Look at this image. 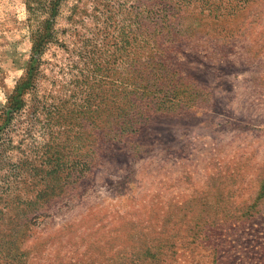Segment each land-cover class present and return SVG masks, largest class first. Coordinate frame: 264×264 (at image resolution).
<instances>
[{"label": "rangeland", "instance_id": "374dc122", "mask_svg": "<svg viewBox=\"0 0 264 264\" xmlns=\"http://www.w3.org/2000/svg\"><path fill=\"white\" fill-rule=\"evenodd\" d=\"M26 16L0 0V264H264V0H61L7 121Z\"/></svg>", "mask_w": 264, "mask_h": 264}, {"label": "trees", "instance_id": "16d2710c", "mask_svg": "<svg viewBox=\"0 0 264 264\" xmlns=\"http://www.w3.org/2000/svg\"><path fill=\"white\" fill-rule=\"evenodd\" d=\"M61 0H23V4L26 11V20L30 22L33 19H37V27L34 33L31 35V56L29 59V63L24 74V77L15 85L12 95L8 98L6 103L5 114L7 121H9L11 115L21 109L23 106L22 96L25 94L27 89H30L31 80L33 79V74L39 64V55L43 49V46L50 39V31L53 23L54 15L56 14V10L58 4ZM41 12L45 18L43 20H38L37 14ZM160 61H156L155 64L160 65ZM148 75H156L158 80L162 76V68L161 69H152ZM158 86V84H155ZM159 87V86H158ZM161 92V90H160ZM162 99L158 100L156 106H151L146 112L144 109L140 110L139 113L134 112L129 119L122 121L120 124L122 136L131 137L134 135L136 131H138L139 126L144 122L150 119V116H155L156 114H163L166 112H173V105L175 104V100L173 99V95H167V92H163ZM147 115V116H146ZM6 119L3 120V123ZM5 128V127H4ZM0 129V134L2 130ZM259 186L257 190L256 200H264V176L259 178Z\"/></svg>", "mask_w": 264, "mask_h": 264}]
</instances>
